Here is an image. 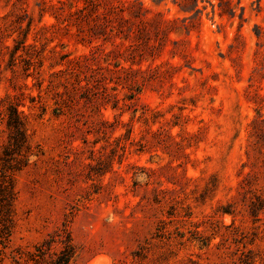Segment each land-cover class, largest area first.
Returning <instances> with one entry per match:
<instances>
[{"label": "rangeland", "instance_id": "rangeland-1", "mask_svg": "<svg viewBox=\"0 0 264 264\" xmlns=\"http://www.w3.org/2000/svg\"><path fill=\"white\" fill-rule=\"evenodd\" d=\"M7 97L0 264H264V0H0V151Z\"/></svg>", "mask_w": 264, "mask_h": 264}, {"label": "trees", "instance_id": "trees-1", "mask_svg": "<svg viewBox=\"0 0 264 264\" xmlns=\"http://www.w3.org/2000/svg\"><path fill=\"white\" fill-rule=\"evenodd\" d=\"M18 49L16 48V51ZM73 67L75 68V65ZM74 68L71 70L75 71L76 68ZM28 70L29 68L26 69V71ZM79 89L81 88L79 87ZM23 107L29 109L22 102H17L9 97L6 98L5 128L7 140L0 151V241L2 242L8 240L14 228L15 177L31 164L33 157L39 155V151H35L29 141L27 133L28 114L21 109ZM55 110L58 111L57 108ZM62 234L64 235V239L60 240L62 248L52 264H70L75 256V247L68 231L63 229ZM53 242V239H50L43 243L42 246H46L45 251L50 250V245ZM134 256L138 257L139 254L135 253Z\"/></svg>", "mask_w": 264, "mask_h": 264}]
</instances>
